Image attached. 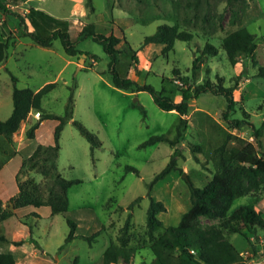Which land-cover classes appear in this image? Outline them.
Wrapping results in <instances>:
<instances>
[{"label":"rangeland","instance_id":"rangeland-1","mask_svg":"<svg viewBox=\"0 0 264 264\" xmlns=\"http://www.w3.org/2000/svg\"><path fill=\"white\" fill-rule=\"evenodd\" d=\"M1 1L6 9L0 8V36L11 33L14 43L8 48L4 65L0 64V119L11 113L14 83L19 88L34 90L55 82L42 96L40 107L58 115L64 114L72 92V118L60 131L57 169L62 177L80 182L67 190V210L51 214L50 207L43 203L53 181L22 165L37 143H53L57 119L48 118L38 128L35 139L25 136V129L36 120L32 115L22 120L12 141L0 135V193L15 192L17 187L13 195L1 199L2 208L9 215L0 221V251H9L19 260L28 253L24 264H102L106 247L111 242L118 244L120 229L130 213L127 246L119 248L121 257L117 264H156L146 229L150 197L165 205V210L157 215L161 220L153 233L157 236L166 226L177 224L190 206L187 179L195 186H203L212 176L213 150L228 133L227 156L244 145L257 155L264 151V77L256 75L258 66L264 65V0H247L240 22L235 25L230 23L231 12L225 0H92V13L88 12L86 0ZM30 7L69 19L73 39L86 22H93L96 31L122 37L136 49L137 61L132 60L128 51L121 54V72L162 89L174 100L181 98L180 88L207 79L216 81L217 75L223 77L225 86L237 78L235 111L230 117L244 118L252 126H229L220 116L226 105L221 95L205 92L189 98V110L182 115L187 118L184 135L175 145L179 150L175 157L177 169L150 183L168 162L174 146L164 141L140 144L154 134L174 138L178 112L161 109L146 90L115 87L108 71V55L90 37L76 43L82 50L78 56L67 55L59 38L53 39L49 49L30 43L33 41L21 36L17 17ZM162 24L189 31L192 38L175 39L167 51L163 43L141 45L144 37ZM1 26L5 27L3 31ZM238 26L255 35L257 46L252 55L242 56L232 65L221 47V39ZM206 42L216 47L215 54L201 55ZM118 46L124 48L123 40ZM197 56L202 61L193 74L192 61ZM67 57L72 62L67 63ZM73 120L82 123L99 145L92 147ZM262 124L263 131L257 136L255 129ZM193 144L199 145L197 151H193ZM18 184L24 193L22 206L14 205V199H10L17 196ZM137 197L138 201L129 208ZM241 205L252 206L264 217V181L236 197L224 216H201L199 222L218 224ZM68 219L76 227L75 237L67 240L71 228ZM28 225H32L31 234ZM95 232L98 234L93 238H86ZM244 232L224 229L226 237L246 258L245 264H264V230L258 229L255 234ZM17 240L22 242L14 243Z\"/></svg>","mask_w":264,"mask_h":264},{"label":"trees","instance_id":"trees-1","mask_svg":"<svg viewBox=\"0 0 264 264\" xmlns=\"http://www.w3.org/2000/svg\"><path fill=\"white\" fill-rule=\"evenodd\" d=\"M200 1V0H197ZM230 8V23L235 25L240 22L241 13L247 5V0H225ZM86 7L89 13L94 11L92 0H86ZM0 8L6 9L4 2L0 0ZM21 36L28 37L35 44L40 46H50L53 39L59 38L64 52L69 56H78L82 50L77 47V42L90 37L100 43L103 50L109 57L108 71L111 81L115 87L130 89L131 91L146 90L153 101L163 110H176L179 114L175 129V137L170 138L166 134H154L143 141L140 145H152L159 141H164L174 146L170 158L166 165L154 175L150 183L162 179L173 169H177L176 155L179 152L175 147L181 141L186 128L187 118L183 117L189 110V98L197 97L201 93L211 92L225 98L226 105L220 112V116L229 126L240 127L243 123L252 126L244 118L230 117L235 111L236 101L234 91L238 85L236 78L234 83L228 86L223 84V77L217 75L216 81L207 79L194 86L180 88L181 98L174 100L163 90H157L149 83H141L123 74L119 68L121 54L130 52L132 60L137 61L136 49L122 39V37L108 33L96 31L93 22H86L76 31L73 39L69 29L71 22L67 18L57 17L44 9L30 7L27 12L17 14ZM192 33L186 30H178L175 25L162 24L149 35H146L141 45L151 42L165 44L164 51L169 50L175 39L190 40ZM123 40L124 48L118 44ZM13 35L9 33L4 40H0V64L5 60L10 45H13ZM257 46L255 35L244 26H238L227 32L221 39V47L226 53L229 62L234 65L242 56H250ZM216 47L206 42L201 50V55L215 54ZM202 60L199 56L192 61V72L196 74L200 68ZM178 73L177 70H174ZM257 76L264 77V65L258 66ZM13 81L15 78L12 77ZM186 81V77H182ZM55 82H47L40 88L32 90L29 87L19 88L13 84L12 87V110L8 117L0 119V135L8 141H12L13 133L20 127L30 110L39 111L40 117L32 122L25 129V136L33 138L35 129L40 122L46 118L57 119L58 122L53 128V143L37 144L32 152L22 161V165L28 170H36L42 176H48L53 181L54 186L48 188L49 193L43 204L50 207V213H63L68 207L67 190L79 179H67L61 176L57 169V157L59 149V135L63 124L72 118L73 93L71 92L63 115L44 111L40 107V101L44 94L53 88ZM144 112V110H143ZM73 124L79 129L81 134L94 147L99 145L96 137L79 121L73 120ZM263 131V124L255 129V134L259 136ZM230 137L228 133L221 144L214 148L215 171L203 186H195L189 179L187 184L190 192V206L184 211L175 225H168L162 233L155 236L154 230L161 225L158 213L165 210V205L161 200L150 197L146 211V229L150 237L149 249L151 250L156 264H245L246 258L238 251L232 241L224 234V229L237 233H257L258 229L264 230V217L250 205H241L232 211L223 221L218 224L202 225L199 217L224 216L231 202L238 196L258 187L264 181V151L258 155L247 145L242 146L230 155L225 154L227 141ZM193 151L199 149L198 144L192 145ZM197 159V157H196ZM24 193L21 184H18V194L14 199V205H23ZM135 198L129 208L138 201ZM9 213L2 208L0 199V221L4 220ZM36 215V214H35ZM130 213L120 229L117 237L118 244L111 242L105 249L102 256V264H117L121 252L119 248L127 246V234L129 230ZM23 223L27 224L25 221ZM71 228L66 239L75 237L74 229L76 223L68 219ZM29 233H32V225H28ZM98 233L95 232L86 238H93ZM31 241V240H29ZM22 240L14 241L19 244ZM0 264H15L14 256L9 251H0ZM53 264V263H48Z\"/></svg>","mask_w":264,"mask_h":264},{"label":"crops","instance_id":"crops-1","mask_svg":"<svg viewBox=\"0 0 264 264\" xmlns=\"http://www.w3.org/2000/svg\"><path fill=\"white\" fill-rule=\"evenodd\" d=\"M1 28H2V31L5 29V27L4 26H1ZM8 35V34H7ZM7 35H4V36H0V40H4L5 39V37L7 36ZM4 37V38H3ZM30 43H32V44H34V42H30ZM18 44V43H17ZM16 44V45H17ZM42 47H44L45 49H49V47L50 46H42ZM67 63H70V62H72V59L70 58V57H67L66 58V60H65ZM2 65H4V63H2ZM34 90H36V89H34ZM48 118H46V119H43L41 122H40V124H39V126L35 129V132H34V139L36 138V136H37V132H38V128L47 120ZM32 139V138H31ZM37 144H39V143H37ZM36 144V145H37ZM35 145V146H36ZM35 146L34 147H32L30 150H29V152H28V154L27 155H29L31 152H32V150L35 148ZM16 181V180H15ZM16 191H17V187H16ZM15 191V192H16ZM14 191H12V192H10V193H8V194H6V195H2L1 193V195H0V199H2V200H4V198H6V197H8V196H11V195H13L14 193H15ZM29 231V230H28ZM31 241H27V243L29 244ZM22 251H25L24 249H22ZM28 254V253H27ZM27 254H25V256H22L21 258H20V260L19 259H17V256H14V254H13V256H14V259H15V264H24V262H25V260H26V258L28 257L27 256ZM24 255V254H23Z\"/></svg>","mask_w":264,"mask_h":264},{"label":"built area","instance_id":"built-area-1","mask_svg":"<svg viewBox=\"0 0 264 264\" xmlns=\"http://www.w3.org/2000/svg\"><path fill=\"white\" fill-rule=\"evenodd\" d=\"M178 81V80H177ZM179 82V81H178ZM32 115L33 117H35L36 119L40 117V112L39 111H34V110H30L27 114V117Z\"/></svg>","mask_w":264,"mask_h":264},{"label":"water","instance_id":"water-1","mask_svg":"<svg viewBox=\"0 0 264 264\" xmlns=\"http://www.w3.org/2000/svg\"><path fill=\"white\" fill-rule=\"evenodd\" d=\"M183 176H185V174L183 173Z\"/></svg>","mask_w":264,"mask_h":264}]
</instances>
